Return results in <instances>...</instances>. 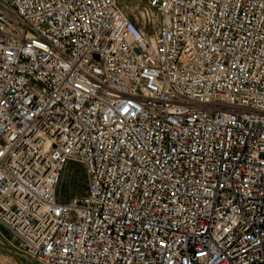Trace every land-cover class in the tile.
<instances>
[{
	"label": "built area",
	"instance_id": "obj_1",
	"mask_svg": "<svg viewBox=\"0 0 264 264\" xmlns=\"http://www.w3.org/2000/svg\"><path fill=\"white\" fill-rule=\"evenodd\" d=\"M0 225L39 264H264V0H0Z\"/></svg>",
	"mask_w": 264,
	"mask_h": 264
},
{
	"label": "rangeland",
	"instance_id": "obj_2",
	"mask_svg": "<svg viewBox=\"0 0 264 264\" xmlns=\"http://www.w3.org/2000/svg\"><path fill=\"white\" fill-rule=\"evenodd\" d=\"M86 191V174L83 165L70 163L68 164L61 183L58 188L59 197L63 200L71 199L75 196L83 195ZM0 241L12 247L14 236L8 233L0 225ZM0 264H32L24 255L3 248L0 245Z\"/></svg>",
	"mask_w": 264,
	"mask_h": 264
},
{
	"label": "water",
	"instance_id": "obj_3",
	"mask_svg": "<svg viewBox=\"0 0 264 264\" xmlns=\"http://www.w3.org/2000/svg\"><path fill=\"white\" fill-rule=\"evenodd\" d=\"M0 245H1L3 248L9 249V250H11V251H14V252L20 254V255H23V254L19 253L18 251H16L14 248L8 246V245L5 244V243H2L1 241H0ZM27 258H28V257H27ZM28 259L31 261L32 264H39L37 261H35V260L31 259V258H28Z\"/></svg>",
	"mask_w": 264,
	"mask_h": 264
}]
</instances>
